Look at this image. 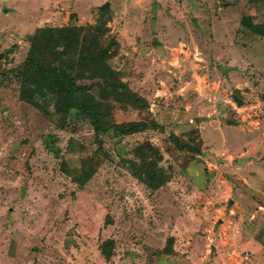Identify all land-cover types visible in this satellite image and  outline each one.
Segmentation results:
<instances>
[{"label": "rangeland", "instance_id": "obj_1", "mask_svg": "<svg viewBox=\"0 0 264 264\" xmlns=\"http://www.w3.org/2000/svg\"><path fill=\"white\" fill-rule=\"evenodd\" d=\"M247 15L264 2L0 0V264H264V38ZM99 20L110 69L162 131L96 136L19 99L11 71L40 28ZM118 105L114 121L135 119ZM150 160L158 189L139 177Z\"/></svg>", "mask_w": 264, "mask_h": 264}, {"label": "trees", "instance_id": "obj_2", "mask_svg": "<svg viewBox=\"0 0 264 264\" xmlns=\"http://www.w3.org/2000/svg\"><path fill=\"white\" fill-rule=\"evenodd\" d=\"M259 1L264 2L248 0L252 4ZM241 24L245 31L264 38V20L257 22L255 15H247L242 18ZM113 43L104 20L94 25L76 26L70 23L64 27L40 28L31 39L23 63L11 71L19 85V99L63 119L70 115L82 116L88 120L96 136L109 134L117 138L148 130L162 131V126L152 117L141 118L144 111L145 114L148 112V103L110 69L108 59ZM82 80H90L92 84L86 86L79 83ZM93 86L98 87V96L92 92ZM112 102L119 104L121 113L136 112L135 119L114 121L110 112ZM169 138L181 151L200 152L196 146L201 141L193 146L181 142L173 134ZM53 141V137L48 136L46 147L57 153ZM141 164L139 177L142 183L151 189L166 184L169 176L156 162L150 160ZM88 177L89 174L78 177L76 182L83 183Z\"/></svg>", "mask_w": 264, "mask_h": 264}, {"label": "water", "instance_id": "obj_3", "mask_svg": "<svg viewBox=\"0 0 264 264\" xmlns=\"http://www.w3.org/2000/svg\"><path fill=\"white\" fill-rule=\"evenodd\" d=\"M108 7H109V3H105V4L101 7V10H103L104 8H108ZM233 93H234L235 95H237V96L240 97V92H239L238 89H234ZM227 123L235 124V122L232 121V120H227Z\"/></svg>", "mask_w": 264, "mask_h": 264}]
</instances>
